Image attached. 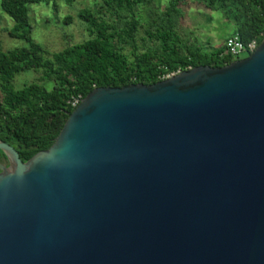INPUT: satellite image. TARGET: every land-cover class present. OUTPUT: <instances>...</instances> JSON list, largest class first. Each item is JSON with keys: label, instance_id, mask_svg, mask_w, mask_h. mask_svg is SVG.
Instances as JSON below:
<instances>
[{"label": "water", "instance_id": "water-1", "mask_svg": "<svg viewBox=\"0 0 264 264\" xmlns=\"http://www.w3.org/2000/svg\"><path fill=\"white\" fill-rule=\"evenodd\" d=\"M0 151V264H264V40L96 88L47 150Z\"/></svg>", "mask_w": 264, "mask_h": 264}, {"label": "trees", "instance_id": "trees-1", "mask_svg": "<svg viewBox=\"0 0 264 264\" xmlns=\"http://www.w3.org/2000/svg\"><path fill=\"white\" fill-rule=\"evenodd\" d=\"M94 1L99 2L94 10L78 12L88 37L49 53L31 38L30 11L41 4L56 11L55 0H0V11L13 21L8 36L25 43L8 51L0 46V141L13 147L23 163L53 144L78 105L72 102L96 88L149 86L195 67L221 68L236 60L224 44L207 52L180 36L179 25L191 5L186 0H169L147 28L141 26L137 11L155 0ZM194 3L220 12L233 24L231 35L237 34L243 44L255 41L259 46L264 40V0ZM31 72L39 77L14 87L17 76ZM0 160L6 161L1 151Z\"/></svg>", "mask_w": 264, "mask_h": 264}, {"label": "rangeland", "instance_id": "rangeland-1", "mask_svg": "<svg viewBox=\"0 0 264 264\" xmlns=\"http://www.w3.org/2000/svg\"><path fill=\"white\" fill-rule=\"evenodd\" d=\"M186 1L191 5L184 11L179 25L180 36L188 42L197 43L207 52L221 48L224 39L231 36L233 24L224 19L218 11L197 6L194 3L196 0ZM55 2L56 11L42 4L32 6L30 11V22L33 28L31 38L49 53L58 52L68 45L86 39L88 33L84 23L78 18V12L83 9L94 10L99 4L94 0H72L69 5L65 0H55ZM168 2L169 0H155L150 5L139 7L137 14L141 26L147 28L154 14L163 10ZM67 17L71 19L70 24L64 23ZM12 25L13 21L0 11V46L3 51L25 45L23 41L8 36L7 30ZM139 36H141V31ZM245 57L246 55L243 54L239 59ZM38 77L39 74L33 72L19 75L14 80V87L20 88L24 84L35 81Z\"/></svg>", "mask_w": 264, "mask_h": 264}, {"label": "built area", "instance_id": "built-area-1", "mask_svg": "<svg viewBox=\"0 0 264 264\" xmlns=\"http://www.w3.org/2000/svg\"><path fill=\"white\" fill-rule=\"evenodd\" d=\"M257 47L258 46L255 41H251L246 45L243 44L237 34H232L224 42L225 52L236 60H239V57L243 54L250 55L257 49ZM172 75L167 76L166 79ZM76 104H79L78 100H74V102H72V106H76Z\"/></svg>", "mask_w": 264, "mask_h": 264}, {"label": "flooded vegetation", "instance_id": "flooded-vegetation-1", "mask_svg": "<svg viewBox=\"0 0 264 264\" xmlns=\"http://www.w3.org/2000/svg\"><path fill=\"white\" fill-rule=\"evenodd\" d=\"M0 164H1V165H4V166H6V167H8L7 161L0 160Z\"/></svg>", "mask_w": 264, "mask_h": 264}]
</instances>
